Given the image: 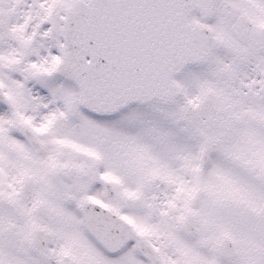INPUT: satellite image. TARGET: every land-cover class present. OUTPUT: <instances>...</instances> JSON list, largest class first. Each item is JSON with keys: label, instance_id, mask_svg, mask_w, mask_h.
I'll list each match as a JSON object with an SVG mask.
<instances>
[{"label": "snow or ice", "instance_id": "obj_1", "mask_svg": "<svg viewBox=\"0 0 264 264\" xmlns=\"http://www.w3.org/2000/svg\"><path fill=\"white\" fill-rule=\"evenodd\" d=\"M0 264H264V0H0Z\"/></svg>", "mask_w": 264, "mask_h": 264}]
</instances>
